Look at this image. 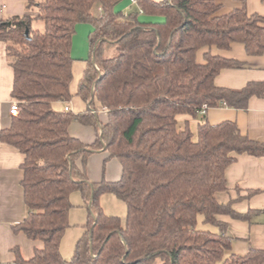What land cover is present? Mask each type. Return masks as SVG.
<instances>
[{
	"label": "trees",
	"instance_id": "1",
	"mask_svg": "<svg viewBox=\"0 0 264 264\" xmlns=\"http://www.w3.org/2000/svg\"><path fill=\"white\" fill-rule=\"evenodd\" d=\"M24 1L29 14L0 21L20 106L0 141L24 155L27 216L13 228L43 246L30 259L15 248V264H264L263 250L232 253L228 225L216 219L250 220L217 194L227 191L226 170L237 156L262 158L264 143L233 121L213 125L198 116L203 105L246 110L253 96L264 97V83L218 87L223 70L243 64L212 52L238 43L249 56L263 55L264 16L250 14L245 0L227 14L220 0H132L141 12L128 13L117 10L127 0ZM35 20L44 23L43 32L33 29ZM84 22L94 30L77 95L89 108L78 115L55 111L56 102L73 97V39ZM96 104L107 112L106 123ZM182 116L200 120L196 139L189 121L181 129ZM74 121L95 129L94 143L71 136ZM101 149L122 165L116 182L88 178L87 160ZM75 191L89 218L66 260L60 248ZM105 193L126 203V226L105 214ZM199 216L218 232L199 229Z\"/></svg>",
	"mask_w": 264,
	"mask_h": 264
},
{
	"label": "crops",
	"instance_id": "2",
	"mask_svg": "<svg viewBox=\"0 0 264 264\" xmlns=\"http://www.w3.org/2000/svg\"><path fill=\"white\" fill-rule=\"evenodd\" d=\"M129 1L133 3L132 0H127L124 4ZM219 2L222 4L221 14H227L242 6V2L237 0H220ZM245 3L250 14L264 16V0H245ZM122 9L124 11L127 6L125 5ZM98 11L100 13L101 10L98 9ZM26 14L29 12L26 10L24 0H0V21ZM81 24L77 26L78 33L79 30H84V27L80 29ZM87 28L90 38L92 30ZM6 47V43L0 41V132L10 128L13 120L10 108L15 102L12 97L14 70L7 57ZM212 52L243 64L241 68L223 70L215 79V84L218 87L241 90L249 83H264V54L249 56L245 46L238 43L233 44L229 51H220L214 48ZM203 54L204 51L199 53V61H203ZM85 105V110L81 108L80 113L89 108V103L85 102ZM66 107L68 106L64 102H56L53 105L55 111H64ZM70 112L72 111L70 110ZM98 119L103 123L108 121V114L103 108L101 113H98ZM205 120L213 125L224 121H233L243 134L264 143V97L253 96L249 100L246 110H237L226 105L210 108L206 113ZM188 121L192 128L193 124H198L200 120L182 116L179 118L181 129L185 128ZM69 132L71 136L78 138L86 145L94 143L97 138L94 128L83 126L76 121L71 124ZM102 153H106L105 149L96 151L87 160V175L92 183L101 182L99 165L91 164V162L95 158H98L95 162L101 161L99 156ZM110 159L109 157L104 162L103 179L116 182L121 178L122 165L118 160L113 163L114 176L108 179L106 165ZM23 162L24 155L18 149L0 141V261L5 264H15L13 250L17 247L20 248L25 259H30L35 249L43 246L42 242L30 240L13 228L23 222L27 216L24 191L21 185L24 176L21 169ZM79 165L81 166V163ZM226 180L227 191L217 194L218 201L221 204L234 201L233 209L235 211L243 214L250 213V220H237L227 215L216 217L219 222L228 225L226 235L232 240V253L245 255L251 249L264 251V157L256 158L247 154L237 156L235 162L226 170ZM217 232L216 228L214 233Z\"/></svg>",
	"mask_w": 264,
	"mask_h": 264
},
{
	"label": "rangeland",
	"instance_id": "3",
	"mask_svg": "<svg viewBox=\"0 0 264 264\" xmlns=\"http://www.w3.org/2000/svg\"><path fill=\"white\" fill-rule=\"evenodd\" d=\"M127 6V9H124V12H141L139 6L135 5L131 1L126 2V4L121 3L118 5L117 10L122 11L124 6ZM95 16H98L100 13L98 11V7L94 10ZM90 25V26H89ZM32 27L35 30H39L41 32L44 31L45 26L42 21L35 20L32 23ZM79 33L77 32L73 39V56L75 59L74 62V68H73V81H72V99L69 103H66V106L70 108L72 113L79 114L80 110L82 108H86L85 102L77 95L79 83L82 80L85 72V68L87 65V60H89L91 55V48L89 43V31H87V27L93 31L94 28L91 24L82 23L80 25ZM202 61V60H201ZM96 108L98 113H101L102 108L99 104H96ZM191 131L194 134V137L196 139L197 137V124H193V127L191 128ZM101 158V161H96L95 158L92 160L91 164L99 165V176L103 179L104 169H105V160L109 158L108 153H102L99 156ZM117 159H110L109 162L106 165L107 169V178H112L114 176V170H113V163H115ZM118 162V161H117ZM102 179L100 181H102ZM99 181V182H100ZM71 203L72 208L70 211L69 216V228L65 231L62 241H61V253L62 256L66 260H70L76 251V245L78 240L85 234L87 231V222L89 218V211L88 206L85 203L83 194L80 191H75L72 193L71 196ZM100 205L102 209L104 210L105 214L109 216H116L119 217L123 223V226H126L127 224V216H128V209L125 202L120 200L115 194L113 193H105L101 195L100 197ZM198 228L201 230H209L212 232H215L216 228L210 224L204 223L203 216H199L198 218ZM0 264H5L0 261Z\"/></svg>",
	"mask_w": 264,
	"mask_h": 264
},
{
	"label": "built area",
	"instance_id": "4",
	"mask_svg": "<svg viewBox=\"0 0 264 264\" xmlns=\"http://www.w3.org/2000/svg\"><path fill=\"white\" fill-rule=\"evenodd\" d=\"M133 3L136 5V2L133 1ZM97 68V67H96ZM224 104V103H223ZM65 111H70L69 107L65 108ZM208 111V106L207 105H203L199 110H198V116L200 120L205 119L206 113ZM20 112V106L18 104L17 101L13 102L10 108V114L12 116H17Z\"/></svg>",
	"mask_w": 264,
	"mask_h": 264
},
{
	"label": "water",
	"instance_id": "5",
	"mask_svg": "<svg viewBox=\"0 0 264 264\" xmlns=\"http://www.w3.org/2000/svg\"><path fill=\"white\" fill-rule=\"evenodd\" d=\"M29 34V32L28 31H26V35H28Z\"/></svg>",
	"mask_w": 264,
	"mask_h": 264
}]
</instances>
